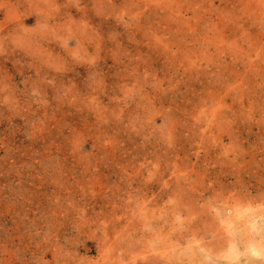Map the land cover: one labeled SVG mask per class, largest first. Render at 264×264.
Segmentation results:
<instances>
[{"label": "rangeland", "instance_id": "rangeland-1", "mask_svg": "<svg viewBox=\"0 0 264 264\" xmlns=\"http://www.w3.org/2000/svg\"><path fill=\"white\" fill-rule=\"evenodd\" d=\"M0 264H264V0H0Z\"/></svg>", "mask_w": 264, "mask_h": 264}, {"label": "bare ground", "instance_id": "bare-ground-1", "mask_svg": "<svg viewBox=\"0 0 264 264\" xmlns=\"http://www.w3.org/2000/svg\"><path fill=\"white\" fill-rule=\"evenodd\" d=\"M229 211V210H228ZM231 215V214H230ZM230 216H228V218H229ZM228 221H229V219H227V222L226 223H228ZM228 226V225H227ZM250 244H248V246H249ZM247 246V247H248ZM252 252H255V250L254 249H252Z\"/></svg>", "mask_w": 264, "mask_h": 264}]
</instances>
